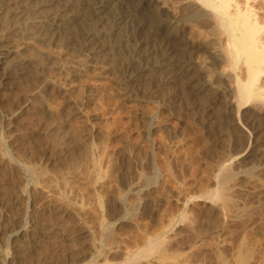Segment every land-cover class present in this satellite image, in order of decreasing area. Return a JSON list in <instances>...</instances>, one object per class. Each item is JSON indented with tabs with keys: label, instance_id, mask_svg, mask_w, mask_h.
<instances>
[{
	"label": "rangeland",
	"instance_id": "1",
	"mask_svg": "<svg viewBox=\"0 0 264 264\" xmlns=\"http://www.w3.org/2000/svg\"><path fill=\"white\" fill-rule=\"evenodd\" d=\"M11 9L3 6L0 22L7 45L20 40ZM28 38L15 60L0 67V261L88 264L102 255L126 264L122 253L145 246L171 220L190 213L170 236L178 264H220L225 257L236 264L240 252L246 263L239 264H264V162L251 167L236 160L230 168L235 179L222 190L225 201L202 200L218 188L222 166L246 146L241 128H225L215 115L203 113L207 97L194 96L186 81L163 87L158 81L148 85L151 90L139 80L127 87L121 79L131 72L130 59L143 51L138 42L129 44L134 50L121 65L103 53L94 68L78 40L50 44ZM204 55L199 60L207 62ZM23 60L30 66L21 65ZM210 73L209 87L224 88L217 71ZM153 86L159 91L153 93ZM12 166L17 178L10 177ZM33 166L72 184L58 183L62 188L48 194L34 187ZM23 227L29 234L12 238Z\"/></svg>",
	"mask_w": 264,
	"mask_h": 264
},
{
	"label": "bare ground",
	"instance_id": "2",
	"mask_svg": "<svg viewBox=\"0 0 264 264\" xmlns=\"http://www.w3.org/2000/svg\"><path fill=\"white\" fill-rule=\"evenodd\" d=\"M8 4L12 5L11 11L13 12L10 19L19 28L18 34L20 35V40L17 44L7 45L4 42V37L0 35L1 68L4 64L8 63V59H11V62L15 60L13 56L18 54L22 47L26 48L28 44L27 39L32 36L37 41H47L50 44H58L60 41L69 44L74 40H78V45L88 60L94 63L90 64L92 67L97 65L95 62L102 58L103 53L109 54L110 61L124 62L127 59V55L134 50L129 44L138 42L139 47L143 51L136 52V55L130 59L129 69L131 72L126 78L121 79L126 83L127 87H135L136 82L139 80L145 81L144 85L147 84V86L161 81L162 87L165 84H173V82L174 84L181 85L186 81L184 83L185 87L194 91V96L200 94L207 97L206 102L204 101L205 99L203 100L206 103H204V108H200V110L203 109V113L215 115L216 124L218 122L222 123L225 125V128L227 126H237V130L239 128L243 130L244 135H241L247 139L246 146L244 149L242 148L243 151L238 156L229 159L220 171L218 170L220 172L217 175L218 179H216L218 180V188L213 193L210 192L212 195L203 199V196L201 197L205 203H214L217 200L221 201L225 197L222 190H226L225 186L227 187L229 181L231 182V179L235 177L230 172V168L233 167V163L236 160L240 159V163L250 166H262L264 162V154L261 153V148L264 145V0H0V22L4 19L3 15L5 14V11H2L3 6ZM157 44L161 47L160 54L154 52L156 51L155 46ZM130 48L132 49L130 50ZM202 54L207 55V62L199 60ZM119 64L121 65L122 63ZM21 65L28 66V60H23ZM104 65L106 66L107 64ZM104 65L97 66V69L103 70L105 68ZM212 71H217L219 78L221 81L223 80L224 88L218 89L215 87V90L212 89L213 87H209V82H211L210 72ZM4 81V79L1 81L3 86L6 83ZM152 88L155 87L153 86ZM155 90L159 91V88L156 87L153 90L154 92H151L155 93ZM32 169L34 187L47 190L48 194L54 188L57 191L62 188L58 183L62 185L64 182L63 186L65 187L72 184V182H66V179L63 180L64 178H59L62 180L60 182L59 179L55 181V177L52 180V178L50 179L46 175L45 170L39 169L36 166H33ZM9 172L10 174L12 173L10 177L17 178L15 177L17 174L15 175L14 168ZM82 172L84 171L82 170ZM6 176H8L7 173L4 174L3 178ZM5 181L7 182V180ZM188 204H191V200L188 201ZM187 205H185L186 208H188ZM147 208L148 204L144 206L145 211ZM219 209L221 210V207ZM218 212L223 213V211ZM186 214L189 215L190 213ZM246 215L249 214L246 213ZM184 216L182 214L176 221L171 220L172 222L170 221L169 226L165 230L163 229L164 231L161 230L160 234L153 235L151 239L147 238L148 240L145 241L148 242L145 246L142 245V247L131 253H122L123 257L126 255L125 263L144 264L146 262V264H166L170 260H175V263L178 264L176 255H173L176 251L171 253V246L173 245H171V242L173 240H170V236L175 234V229L181 226V222H184ZM9 221L13 223L15 220L9 219ZM27 225L29 226V223ZM15 226L17 224L13 223L12 227ZM29 227H23L22 230L16 231L12 238L24 237L28 233L25 231L29 230ZM243 240L245 239L243 238ZM178 245L180 247L181 244ZM243 246L242 244L241 248ZM7 253L3 256L8 257ZM240 254L243 255L241 252ZM219 255L221 254L219 253ZM242 255H239L240 258L238 257L237 263L239 259L241 261L242 259L244 260ZM113 256L116 257L117 255ZM225 258L223 260L226 261ZM223 260H218V262L221 264ZM5 262H3L2 258L0 264H4ZM227 262L225 264H228ZM183 263L181 262V264ZM190 263L191 260H189L188 264ZM88 264L121 263L113 262L111 256L102 257V255H98Z\"/></svg>",
	"mask_w": 264,
	"mask_h": 264
}]
</instances>
